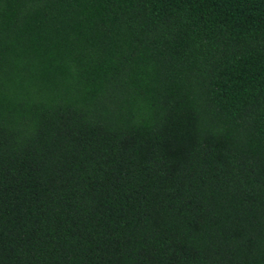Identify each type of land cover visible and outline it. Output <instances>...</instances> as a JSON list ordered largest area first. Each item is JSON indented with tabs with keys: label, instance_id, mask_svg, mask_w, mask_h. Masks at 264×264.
Wrapping results in <instances>:
<instances>
[{
	"label": "trees",
	"instance_id": "obj_1",
	"mask_svg": "<svg viewBox=\"0 0 264 264\" xmlns=\"http://www.w3.org/2000/svg\"><path fill=\"white\" fill-rule=\"evenodd\" d=\"M0 264H264V0H0Z\"/></svg>",
	"mask_w": 264,
	"mask_h": 264
}]
</instances>
